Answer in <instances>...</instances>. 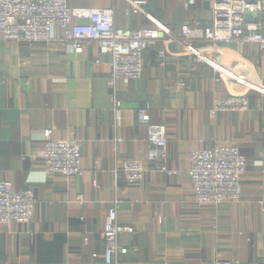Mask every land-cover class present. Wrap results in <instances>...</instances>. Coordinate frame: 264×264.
Returning <instances> with one entry per match:
<instances>
[{"label":"crops","instance_id":"obj_1","mask_svg":"<svg viewBox=\"0 0 264 264\" xmlns=\"http://www.w3.org/2000/svg\"><path fill=\"white\" fill-rule=\"evenodd\" d=\"M128 1L67 5L112 8L115 25L131 31L151 20L175 33L182 25L211 23L212 0H145V15L127 14ZM50 37L35 45L0 41V181L17 192L32 190L37 201L28 224L0 226V264H103L92 255L103 254L104 217L113 200L119 224L133 230L119 237L127 253L116 256L117 264H264V93L247 92L246 112L211 116L215 99L242 90L217 81L211 68L181 55L176 44L163 61L159 44L148 48L140 79L110 86L111 58L97 44L70 51L61 30L52 28ZM197 45L229 64H245L248 77L264 87V57L255 44ZM113 99L120 104L119 121ZM146 105L149 122L166 128L164 164L180 175L157 172L148 157L147 127L137 117ZM47 129L55 140L80 142L82 176L68 182L45 177ZM216 145L236 147L246 158L241 202L199 206L186 175L189 156ZM126 159L151 170L140 184L127 185L121 173L115 177L116 161Z\"/></svg>","mask_w":264,"mask_h":264},{"label":"built area","instance_id":"obj_2","mask_svg":"<svg viewBox=\"0 0 264 264\" xmlns=\"http://www.w3.org/2000/svg\"><path fill=\"white\" fill-rule=\"evenodd\" d=\"M212 18L207 27L182 25L177 33L159 22L131 31L117 27L114 9L90 10L70 8L67 0H0V41L44 44L51 40L52 28L62 31L61 41L70 51H78L84 42L97 44L102 54L111 58L110 86L117 82L127 85L140 79L143 71L142 54L159 44V61L164 59L168 46L176 44L181 55L205 65L216 74V80L231 87L238 86L242 92L231 91L224 99H215L209 114L243 113L249 109L247 92L264 93V87L248 77L245 64L227 63L222 56L207 52L200 43L218 44L235 41L240 47L253 43L264 57V0H212ZM194 0H189L192 4ZM127 14H144L145 0H129ZM252 18L246 20L245 15ZM257 16V17H255ZM80 21V22H77ZM163 66V63H161ZM182 85V84H181ZM115 121L120 120L119 102L113 99ZM149 105L137 111L141 124L147 127L146 147L148 157L158 164L157 172L168 176L180 175L178 170L168 169L166 158V128L153 125L148 120ZM52 131L43 133L41 154L43 174L46 178L59 176L66 182L82 176L80 142L76 139L55 140ZM121 142L117 139L115 143ZM262 154H260L261 156ZM247 162L238 148L216 145L209 150L190 153L186 175L191 185L194 203L199 206H217L224 202L240 203L242 197L241 178ZM140 160H117L114 175L121 173L127 185L140 184L147 172ZM84 202L79 201V204ZM118 204L113 200L108 205L102 230L104 251L101 256L93 254L103 264H117L115 258L127 253L119 242L124 233L132 228L118 222ZM37 201L32 190L15 191L11 182L0 181V226L10 223L28 224L34 216ZM262 214L264 218V201ZM216 264H230L217 262ZM237 264V262H235Z\"/></svg>","mask_w":264,"mask_h":264},{"label":"water","instance_id":"obj_3","mask_svg":"<svg viewBox=\"0 0 264 264\" xmlns=\"http://www.w3.org/2000/svg\"><path fill=\"white\" fill-rule=\"evenodd\" d=\"M255 17H257V16H255ZM244 18H245L246 20H248V19H251V18H252V16H251V15H249V14H247V15H245V16H244Z\"/></svg>","mask_w":264,"mask_h":264}]
</instances>
